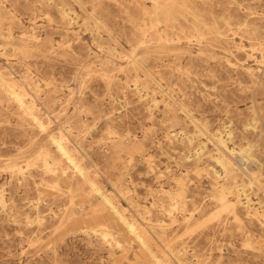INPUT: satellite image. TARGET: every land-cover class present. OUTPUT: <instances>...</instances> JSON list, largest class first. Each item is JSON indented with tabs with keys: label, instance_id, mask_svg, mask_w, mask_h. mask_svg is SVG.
I'll return each instance as SVG.
<instances>
[{
	"label": "rangeland",
	"instance_id": "1",
	"mask_svg": "<svg viewBox=\"0 0 264 264\" xmlns=\"http://www.w3.org/2000/svg\"><path fill=\"white\" fill-rule=\"evenodd\" d=\"M0 264H264V0H0Z\"/></svg>",
	"mask_w": 264,
	"mask_h": 264
},
{
	"label": "bare ground",
	"instance_id": "2",
	"mask_svg": "<svg viewBox=\"0 0 264 264\" xmlns=\"http://www.w3.org/2000/svg\"><path fill=\"white\" fill-rule=\"evenodd\" d=\"M33 110V109H32ZM40 124V123H39ZM38 126V125H37ZM221 141V140H220ZM223 142V141H222ZM54 145H56V144H54ZM67 154V153H66ZM79 169V168H78ZM83 173V172H82ZM84 174V173H83ZM104 200V199H103ZM107 202V201H106ZM136 226V225H135ZM132 230V229H131Z\"/></svg>",
	"mask_w": 264,
	"mask_h": 264
}]
</instances>
